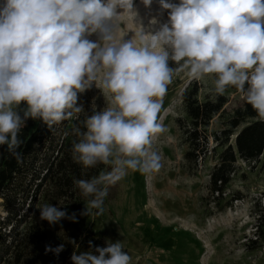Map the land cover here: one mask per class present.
Instances as JSON below:
<instances>
[{"label": "clouds", "instance_id": "obj_1", "mask_svg": "<svg viewBox=\"0 0 264 264\" xmlns=\"http://www.w3.org/2000/svg\"><path fill=\"white\" fill-rule=\"evenodd\" d=\"M146 5L151 0H143ZM168 22L154 33L142 27L118 38L117 22L133 13V0H5L0 8V145L22 163L20 129L29 117L54 124L81 113L78 93L99 81L110 104L84 121L72 158L85 168L110 165L90 180H74L88 201L82 215L104 213L108 186L127 170L158 172L161 156L152 138L167 129L158 113L174 74L194 80L214 74L215 93L235 86L264 120V0H159ZM99 33L102 43L86 38ZM169 61L177 67L169 66ZM248 85L245 88V85ZM21 102L23 117L15 110ZM40 219L50 225L73 213L44 204ZM92 242L89 241L91 246ZM120 242L71 256L73 264H130ZM64 245L45 246L59 255Z\"/></svg>", "mask_w": 264, "mask_h": 264}, {"label": "rangeland", "instance_id": "obj_2", "mask_svg": "<svg viewBox=\"0 0 264 264\" xmlns=\"http://www.w3.org/2000/svg\"><path fill=\"white\" fill-rule=\"evenodd\" d=\"M168 2L179 4L180 0ZM4 4L0 0V8ZM117 11L122 13L117 36L128 40L140 27L146 34L159 30L168 22L170 10L162 9L159 0H151L149 5L133 0V13ZM86 38L102 43L98 32ZM216 78L211 74L199 80L201 100L215 93ZM189 79L185 72L174 74L158 113V123L167 130L152 138L150 151L161 156L160 170L142 173L128 169L123 179L108 186L104 213L97 216L92 209L91 214L82 215L81 238L92 242L94 255H98L96 247L120 242L122 251L131 257L130 264H264V247L252 241L253 205L264 199V157L254 167L237 160V170L223 193L210 194L209 172L218 163L221 148L209 137L203 159L188 162L184 158L187 145L175 122L184 115L179 96ZM224 95L227 102L211 120L209 132H235L259 118L238 89L227 87ZM110 99L97 81L78 93L77 102L90 117L108 107ZM233 139L234 134L230 141ZM106 166L104 171H110L111 166ZM63 231V226H56L48 245Z\"/></svg>", "mask_w": 264, "mask_h": 264}, {"label": "trees", "instance_id": "obj_3", "mask_svg": "<svg viewBox=\"0 0 264 264\" xmlns=\"http://www.w3.org/2000/svg\"><path fill=\"white\" fill-rule=\"evenodd\" d=\"M169 66L177 67L172 61ZM200 88L199 81H187L179 96L184 115L176 117L175 122L187 145L184 158L188 162L196 164L198 159H203L209 137L216 143L215 147L221 148L218 163L209 172L208 184L210 194L219 196L235 174L237 160L254 167L260 157H264V120L254 119L235 132L231 129L209 132L211 120L226 104L227 97L214 93L201 100ZM26 109V102H21L15 110L23 117ZM87 117L89 115L83 111L74 113L72 118L54 124L51 129L42 118L26 119L18 133L23 141L17 149L22 154V163H17L6 144L0 145V207L3 212L0 214V264H73L74 252L93 254V244L90 249L80 231L81 213L92 197L83 196L74 180H90L107 166L98 164L85 168L72 158L73 144L81 139L74 129L86 131L83 121ZM44 204L56 206L68 216L75 213L76 219L63 218L50 225L40 219L39 208ZM253 212L256 218L252 241L264 247V199L262 204L259 200L254 203ZM56 226L64 229L50 245L52 248L64 245L58 256L45 253Z\"/></svg>", "mask_w": 264, "mask_h": 264}]
</instances>
